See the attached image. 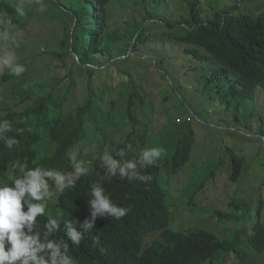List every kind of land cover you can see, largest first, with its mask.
Segmentation results:
<instances>
[{
    "label": "trees",
    "instance_id": "16d2710c",
    "mask_svg": "<svg viewBox=\"0 0 264 264\" xmlns=\"http://www.w3.org/2000/svg\"><path fill=\"white\" fill-rule=\"evenodd\" d=\"M164 1L126 2L133 8L125 21L127 28L112 31L111 11L118 0H0L6 21L0 24V33L7 28L9 38L33 16L40 25L47 18H59L64 27L59 47L49 50L60 69L49 83L33 82L36 54L11 63L24 66L21 75L8 66L0 69V120L12 124L6 135L18 141L11 149L0 141V181H9V167L17 161L26 169L41 167L65 176L63 191L45 177L53 194V211L37 216L33 233L38 232L43 243L57 244L71 264H216V259L218 264H264L261 191L252 205L231 197L229 210L219 213L230 222L225 238L204 227L173 225L182 208L177 201L181 195L184 205L191 203L223 172L234 184L244 174L247 159L232 146H223L231 154V165L213 171L193 194L186 186L176 199L170 194L173 189L168 186L175 176L187 177L197 133L191 115L178 114L174 123L163 127L167 118L158 106L168 104L174 91L169 83L161 90L155 82L154 71L171 78L163 68L169 63L164 55L151 53L157 48H149L152 43L171 42L170 48L181 50L193 63L192 70L202 72L200 93L206 99L217 98L228 108L235 103L241 107L250 98L264 97V7L249 8L247 0L223 7L210 0H180L186 14L176 17L165 11ZM154 59L160 69L152 71ZM75 74L84 78L87 91L80 104L67 102ZM97 79L101 82L96 85ZM163 109L168 116V108ZM259 112L264 115V110ZM161 129L171 136H156L154 131ZM257 134L262 143L264 119ZM160 147L164 152L154 163L142 159L144 151ZM259 147L261 151L262 144ZM106 155L117 161L115 170L104 160ZM128 162L135 169L125 168ZM77 166L87 171L78 173ZM19 171L17 175L22 174ZM96 187L114 205L129 209L127 214L120 219L93 217ZM87 222L93 227L86 229ZM71 228L81 234L79 244L72 241ZM49 251L38 255L50 259Z\"/></svg>",
    "mask_w": 264,
    "mask_h": 264
},
{
    "label": "rangeland",
    "instance_id": "374dc122",
    "mask_svg": "<svg viewBox=\"0 0 264 264\" xmlns=\"http://www.w3.org/2000/svg\"><path fill=\"white\" fill-rule=\"evenodd\" d=\"M210 1L218 7L231 6L235 3V0ZM126 2L133 4L134 0H118V4L111 11L110 29L112 31H123L127 28L125 21L133 8L125 6ZM246 4L255 10L261 6L264 7V3L261 5V2L253 3L247 0ZM163 6L170 15L177 17L182 13L186 14V6L180 0H165ZM23 23L16 34L11 35L9 39L0 44V69H6V65L3 64L4 60L12 63L22 56L36 54L32 63L33 82L47 84L60 70L58 62L51 57L49 50L59 47V39L64 30L63 23L59 18H47L43 25H40L36 16ZM41 32L44 34V39L41 38ZM170 46L171 42H166L164 45L161 43L149 44V48H157L151 53L166 57L169 65L163 68L171 75V78L169 76L167 78L155 72V69L160 68L156 67L154 59L150 70L154 71L155 82L161 86V90H164V84L167 86L169 83L174 91V94L173 92L170 94L171 99L168 104L159 103L158 112L163 110L162 117L167 118L163 127L168 122L174 123L178 114H184L185 117L193 116L192 125L197 133V142L192 149L187 177H179L177 174L171 185L168 186V189H173L170 194H174L176 199L183 186L191 188V194H193L207 181L213 171L217 173L225 167V164L231 165V154L225 148L223 149V146H232L237 153L243 152L247 159L244 174L234 184L228 181L226 172H223L216 176L214 184L202 187L191 203L184 205L186 199L184 195H181L180 200L177 201L182 208H179L181 210L176 213L173 225L176 228L184 229L204 227L225 238L227 231L224 230L230 225V222L219 213H226L229 210L228 201L231 197L246 200L252 205L260 191L264 194V140L261 143L257 138L259 137V133L257 134L259 125L264 119V115L259 112L264 110V97L250 98L241 107L235 103L230 108L221 104L217 98L206 99L200 93L203 83L202 72L198 69L192 70L193 63L188 61L183 52L179 49L174 50ZM145 49L147 48H142L141 53H145ZM151 56L154 55L151 54ZM147 63L150 64V61ZM173 72H176L177 76H174ZM83 80L84 78L75 74L76 83L69 90L67 102L80 104L84 101L87 91ZM100 82L101 80L97 79L95 84H100ZM163 106L168 108V116ZM212 127H216V129ZM172 129H174L173 125ZM154 133L156 136H171L163 129L156 130ZM259 144H262L263 147L261 151ZM183 180H185V185H183ZM53 190H56V187ZM45 202L48 209L53 211L52 199L45 198ZM262 222L264 224V210ZM228 237L231 238L230 235ZM260 258L264 261V252ZM221 259L223 258L221 257ZM230 260H236L235 256H230ZM215 262L218 264L219 260L216 259Z\"/></svg>",
    "mask_w": 264,
    "mask_h": 264
},
{
    "label": "clouds",
    "instance_id": "9594fccd",
    "mask_svg": "<svg viewBox=\"0 0 264 264\" xmlns=\"http://www.w3.org/2000/svg\"><path fill=\"white\" fill-rule=\"evenodd\" d=\"M17 12L22 14V9H17ZM5 23L4 14L0 13V24ZM0 39H9L7 28L0 33ZM3 64L16 75L25 71L23 65H12L8 60H4ZM12 130V124L7 119L0 120V141H3L9 149L18 143L15 137L6 135ZM163 152L162 147L152 148L143 152L142 159L152 164L161 157ZM104 160L111 165L112 170H115L117 161L107 155ZM135 167L136 165L132 162H128L125 166L127 169H135ZM125 168H121L122 175L126 174ZM16 169H19L22 175H17ZM86 171V168L77 166L78 173ZM45 177L54 180L57 189L63 191L65 187L63 174L41 167L26 169L18 161L9 167V181L7 183L0 181V264H71L65 256L61 255L57 244L51 241L43 243L39 233H33L37 216L51 212L46 206L45 198L52 199L53 194ZM94 196L95 199L91 201L93 217L109 215L120 219L129 211L125 207L114 205L99 187L94 189ZM51 223L55 225L57 221L52 220ZM84 227L90 229L93 223L87 222ZM69 235L75 244H79L81 234L75 228L70 229ZM45 249L50 250L48 252L50 259L38 255Z\"/></svg>",
    "mask_w": 264,
    "mask_h": 264
},
{
    "label": "bare ground",
    "instance_id": "6f19581e",
    "mask_svg": "<svg viewBox=\"0 0 264 264\" xmlns=\"http://www.w3.org/2000/svg\"><path fill=\"white\" fill-rule=\"evenodd\" d=\"M19 173H20V171H19ZM21 174V173H20ZM43 240H44V237H43ZM43 242V241H42ZM46 242V241H45Z\"/></svg>",
    "mask_w": 264,
    "mask_h": 264
}]
</instances>
